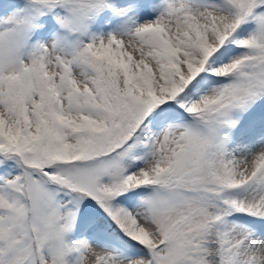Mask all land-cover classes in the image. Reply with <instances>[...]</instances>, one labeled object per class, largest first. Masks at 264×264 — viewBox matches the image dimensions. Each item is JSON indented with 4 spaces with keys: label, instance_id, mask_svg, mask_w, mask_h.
<instances>
[{
    "label": "snow or ice",
    "instance_id": "obj_1",
    "mask_svg": "<svg viewBox=\"0 0 264 264\" xmlns=\"http://www.w3.org/2000/svg\"><path fill=\"white\" fill-rule=\"evenodd\" d=\"M0 264H264V0H0Z\"/></svg>",
    "mask_w": 264,
    "mask_h": 264
}]
</instances>
